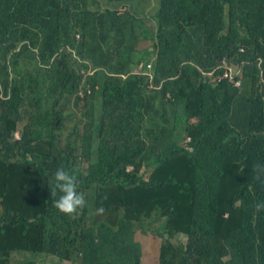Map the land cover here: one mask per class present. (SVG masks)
<instances>
[{
  "label": "trees",
  "instance_id": "obj_1",
  "mask_svg": "<svg viewBox=\"0 0 264 264\" xmlns=\"http://www.w3.org/2000/svg\"><path fill=\"white\" fill-rule=\"evenodd\" d=\"M212 1L0 0V264H264V0Z\"/></svg>",
  "mask_w": 264,
  "mask_h": 264
},
{
  "label": "clouds",
  "instance_id": "obj_2",
  "mask_svg": "<svg viewBox=\"0 0 264 264\" xmlns=\"http://www.w3.org/2000/svg\"><path fill=\"white\" fill-rule=\"evenodd\" d=\"M203 5L207 13L210 15L212 20L215 22L221 13V8L225 10V6L221 5L212 0H202ZM24 41H21L19 44L22 46L24 53L26 48L24 46ZM241 51H244V48L241 47ZM17 135V134H16ZM253 180L258 183L260 186L264 187V163L254 164L252 167ZM78 180L77 176L74 173H69L63 169H57L54 176V183L50 195L55 197L53 201V206L62 214L70 217H75L78 209H82L85 206V198L83 193L78 191L77 188ZM106 198V197H105ZM255 210L257 213L264 211V200L257 201L255 204ZM104 212L103 206L98 207L95 210V214L101 215ZM156 237L158 240L146 241L145 249L149 251L153 247H158L159 242H163L161 238ZM178 237V236H177ZM177 237L172 239V242L176 241ZM180 238V237H179ZM139 239H142L140 236ZM186 239L184 242L185 243ZM149 246V247H148Z\"/></svg>",
  "mask_w": 264,
  "mask_h": 264
},
{
  "label": "rangeland",
  "instance_id": "obj_3",
  "mask_svg": "<svg viewBox=\"0 0 264 264\" xmlns=\"http://www.w3.org/2000/svg\"><path fill=\"white\" fill-rule=\"evenodd\" d=\"M101 1V0H99ZM147 2H144L142 1L141 3H139V1L135 4H131L129 3V7H131L132 9H134V11L137 12V15L139 16H142L143 14H141L140 12L144 13V11L148 12L149 13V16H148V21H147V24H149L150 28L153 29L155 27V20H154V15L153 12L149 9V6H146V5H143V4H146ZM96 5L95 3H90V7L94 8ZM106 6V5H104ZM108 7H112V4H109ZM149 41L148 40H145V41H142L141 42V45H144L146 43H148ZM15 51H18V53H21L23 51V48L20 44H18V46L15 48ZM71 107V105H70ZM45 144L44 143H40L38 148L42 151L43 148H44ZM39 155V153H37V156ZM138 238H140V235H138ZM186 237L181 235L179 240H184L185 241ZM183 241V242H184ZM149 247V246H148ZM49 258V257H48ZM47 258V259H48ZM154 258V257H153ZM152 257L149 258V263L151 264H156L154 259ZM46 264H58V262H56L55 260H52V259H48L46 261ZM67 264H73V263H67Z\"/></svg>",
  "mask_w": 264,
  "mask_h": 264
}]
</instances>
